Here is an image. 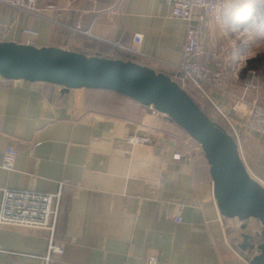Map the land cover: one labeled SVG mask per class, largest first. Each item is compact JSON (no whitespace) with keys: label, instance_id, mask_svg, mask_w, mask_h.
<instances>
[{"label":"crops","instance_id":"0c3cea01","mask_svg":"<svg viewBox=\"0 0 264 264\" xmlns=\"http://www.w3.org/2000/svg\"><path fill=\"white\" fill-rule=\"evenodd\" d=\"M239 1L223 0L222 27L210 17L203 20L205 49H226L221 60L226 83L220 89L206 88L238 124L241 158L252 178L264 186V136L246 130L244 116L248 103L264 108V83L246 95L245 102L239 101L247 77L243 70L254 57L243 60L240 46L232 43L241 22L232 17L226 23ZM119 3L61 0L60 10L49 14L55 22L0 4V42L25 45L24 33L33 29L37 48L115 59L122 51L111 43L121 41L133 48V37L140 33L144 41L139 50L154 60L133 59L176 77L187 23L170 18L165 0ZM97 37L110 43H99ZM203 64L215 68V63ZM63 90L0 77V202L4 190L62 191L54 241L64 252L54 256L57 264H149L151 258L157 264H252L259 253L242 249L244 235H261V222L221 215L210 165L184 129L166 115L111 91ZM196 93L205 107L189 94L220 125L215 108ZM131 136L150 142L133 145ZM9 144L18 151L11 172L2 168ZM177 153L182 154L180 161L174 160ZM180 204L186 208L182 223H176ZM50 242L49 230L2 226L0 264H46Z\"/></svg>","mask_w":264,"mask_h":264},{"label":"water","instance_id":"95a60500","mask_svg":"<svg viewBox=\"0 0 264 264\" xmlns=\"http://www.w3.org/2000/svg\"><path fill=\"white\" fill-rule=\"evenodd\" d=\"M0 77L61 86L63 93L72 89L112 91L169 117L201 147L221 215L261 222L262 234L244 235L242 249L258 251L252 264H264V187L249 174L235 139L168 75L133 61L0 42Z\"/></svg>","mask_w":264,"mask_h":264},{"label":"built area","instance_id":"2783aa9c","mask_svg":"<svg viewBox=\"0 0 264 264\" xmlns=\"http://www.w3.org/2000/svg\"><path fill=\"white\" fill-rule=\"evenodd\" d=\"M60 1L0 0V4L40 19L55 22L49 14L60 10ZM125 1L120 0L119 6H122ZM165 3L169 9L170 18L187 23L183 57L181 63L174 67L176 77L173 80L187 92L189 87L194 88L211 103L222 118L226 131L235 139L240 152L242 134L238 124L221 109L217 102L209 95L206 88L207 86H213L220 89L226 83V75L221 67V60L226 49L221 47L220 49L208 51L201 41L205 17H210L216 25L220 26L223 24V0H165ZM69 29L76 31L73 28ZM83 33L89 37H93L91 31ZM24 34L26 39L25 45L34 46L37 32L33 29H28ZM97 40L99 43H110L99 37H97ZM143 41L144 36L137 33L133 37L135 45L133 48L126 47L121 41L111 44L119 51L131 57L140 59L141 61H153V57L145 55L139 50L138 47L142 45ZM204 61L215 63V68H209L203 64ZM260 79V73L257 70H249L247 72L244 82V96L239 101L245 102L246 95L260 89ZM151 109L154 113L161 114L154 108ZM244 116L246 119L245 129L264 136V108L256 103H248ZM128 141L133 145L148 144L150 142L147 138L135 136L129 137ZM198 149L201 150V147L199 146ZM181 158L182 154L180 153L174 155L175 161H180ZM17 159V148L13 144H9L4 151L2 168L6 171H14ZM261 185L263 186V184ZM61 188H63V183H61ZM61 200L62 191L56 194H41L28 191L4 190L0 202V227L9 226L49 230L51 242L44 261L46 264H57L54 256H60L64 252V246L54 241L55 229L61 209ZM185 208L184 204L178 206L174 218L176 223H182ZM149 264H157V260L151 258Z\"/></svg>","mask_w":264,"mask_h":264},{"label":"rangeland","instance_id":"374dc122","mask_svg":"<svg viewBox=\"0 0 264 264\" xmlns=\"http://www.w3.org/2000/svg\"><path fill=\"white\" fill-rule=\"evenodd\" d=\"M234 15V16H233ZM236 15V16H235ZM236 17L237 21L241 22L236 26L238 32L232 34L234 48L236 45L240 46L239 52L245 56L243 60L256 56L264 55V0H241L231 8V15L226 16L227 22L231 23L229 19ZM233 22V21H232ZM220 25L219 27H222ZM233 26V24H232ZM240 26V28H239ZM233 28V27H232ZM236 34L238 36H236ZM241 37V38H240ZM245 40V41H244ZM238 48V47H237ZM127 55V54H126ZM261 83L262 79H260ZM188 92L196 98V100L203 106L200 96L197 95L194 88L189 87ZM195 143L196 147L199 145ZM185 144V143H184ZM187 145V144H185ZM191 151H196L188 146ZM198 150V148H197ZM201 151V150H200Z\"/></svg>","mask_w":264,"mask_h":264},{"label":"trees","instance_id":"16d2710c","mask_svg":"<svg viewBox=\"0 0 264 264\" xmlns=\"http://www.w3.org/2000/svg\"><path fill=\"white\" fill-rule=\"evenodd\" d=\"M115 59H121L125 62L136 61L135 59H133V57L126 55L124 52L118 53L115 56ZM136 63H137V61H136ZM249 70H257L260 73V78L262 79V82H264V55L263 56H256L254 58L249 59L247 61L246 68L243 70V73H247ZM46 84H48V83H46ZM49 85H53V84H49ZM87 90H93V89H87ZM113 93H116V92H113ZM119 95H121V94H119ZM220 125L226 129V126L223 122H221Z\"/></svg>","mask_w":264,"mask_h":264}]
</instances>
